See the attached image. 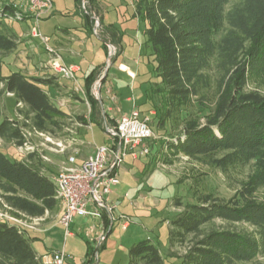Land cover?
Wrapping results in <instances>:
<instances>
[{
	"label": "trees",
	"instance_id": "16d2710c",
	"mask_svg": "<svg viewBox=\"0 0 264 264\" xmlns=\"http://www.w3.org/2000/svg\"><path fill=\"white\" fill-rule=\"evenodd\" d=\"M76 1L79 6L81 0ZM134 3L159 78L150 92L158 97L153 126L164 131L170 122L167 148L224 173L250 168L233 198L203 191L195 203L172 199L171 205L182 209L169 220L168 256L179 264L256 261L264 257V0ZM92 8L99 11L94 2ZM18 11L17 0L0 5V100L11 94L20 117L10 119L0 106V137L18 148L34 145L28 133L68 139L74 117L87 121L52 100L46 87L59 89L57 77L3 73L6 54L18 45L6 20L28 18H18ZM97 75L94 68L86 77L85 98L75 90L71 96L87 101L90 120L99 124L101 110L92 94ZM42 153L12 159L0 148V210L27 220L60 212L53 170ZM34 240L29 230L0 219V264H43ZM179 246L184 254L175 252ZM126 264L165 260L159 247L145 239L129 248Z\"/></svg>",
	"mask_w": 264,
	"mask_h": 264
},
{
	"label": "rangeland",
	"instance_id": "374dc122",
	"mask_svg": "<svg viewBox=\"0 0 264 264\" xmlns=\"http://www.w3.org/2000/svg\"><path fill=\"white\" fill-rule=\"evenodd\" d=\"M14 1L0 0V5L14 4ZM134 1L81 0L78 6L76 0H53L50 13L38 20L41 33L52 36L61 28H67L75 33L76 30L83 28L85 18L87 22L92 18L93 29L97 17L100 21L97 34L92 33L84 46H81L82 42L76 40L72 47L83 51L89 64L105 61L101 58L105 43L109 44V47L106 45L109 54L113 48L112 57L106 63L110 64L107 77L101 84L99 92L97 91L99 81L107 66L104 64L97 67L98 75L92 87V94L101 110V120L99 124L93 121L92 130L85 134L84 140L90 144L81 146L82 158L92 152V146L111 142L105 128L106 125L115 123L110 118L106 121L100 99L104 103V108L108 106L114 108L116 116L130 113L134 105L141 113L150 114L157 110L152 109V106L158 97H151L150 92L159 78L155 72V62L150 56L151 50L146 46L145 23L142 17L136 15ZM93 2L96 3L98 12L92 8ZM17 4L19 8L22 5V9L26 6L24 0H17ZM27 16L25 20H6V24L17 35L18 45L13 52L6 54L3 73L7 75L20 70L30 76H56L47 66L45 67L47 61H44L45 50L41 38L33 36L35 20L31 15ZM62 53L70 59L71 54ZM75 59L76 62H80L78 56H75ZM80 83L84 87L83 80H80ZM250 87L254 88V85ZM66 92L71 95L74 88ZM66 92L54 101L57 105L80 115H85L91 110L88 104L75 106L72 103L76 101L75 98L71 96L69 100L65 96L68 94ZM55 97L57 96L53 93L52 98ZM128 97H132L133 101H128ZM77 103L83 101L78 99ZM0 106L10 119H20L11 94L2 97ZM153 127L156 137L148 141L151 147L150 154L138 160L128 157L119 169L120 184L114 187V193L111 195L117 203L114 211L116 221L111 229L107 230L104 242L101 244L96 232L89 230L92 220L76 216L70 226L73 234L69 235L65 227L58 223L60 212L50 213L45 221L39 223L32 220L18 223L22 229L29 230L35 237L33 246L40 255L51 254V251L64 252L65 264H126L129 260V248L138 241L151 239L159 247L165 264H179L180 260L177 257L168 256L169 220L182 209L172 206V199L180 196L183 204L195 203L203 191L228 199L233 198L238 193L241 182L248 176L250 168L247 166L224 173L184 155H173L166 145V140L172 137L169 135L170 122L166 123L164 131ZM28 138L34 144L35 150L44 152L49 157L45 162L53 170L54 176L66 156L57 152L45 136L28 133ZM0 148L12 159H22L26 154L24 149L2 137ZM126 220H130V224L124 228L123 222ZM174 250L178 254H184L185 247H175ZM260 262L264 263V257L237 264Z\"/></svg>",
	"mask_w": 264,
	"mask_h": 264
},
{
	"label": "built area",
	"instance_id": "2783aa9c",
	"mask_svg": "<svg viewBox=\"0 0 264 264\" xmlns=\"http://www.w3.org/2000/svg\"><path fill=\"white\" fill-rule=\"evenodd\" d=\"M24 1L26 6L22 9L21 5L17 17L31 15L35 20L33 36L41 38L49 55L45 67L47 66L56 75L71 81L76 92L85 93L78 78L79 67L66 64L58 50L49 43V38L40 31L38 20L50 13L53 0ZM95 19L96 25L93 30L97 34L100 21L97 17ZM153 115L154 112L141 113L140 109L135 106L130 114L122 116L114 125H106L105 129L111 142L105 145H96L95 151L81 160H79V155L82 143L77 138L76 128L87 126L92 129L89 117H87L86 123L74 119L73 128L68 129L71 133V137L68 139L55 138L44 133L36 134L45 136L57 152L66 156V159L61 162L59 170L53 176V181L56 186L55 197L61 208L58 223L65 227L67 234H73L70 226L74 218L83 216L87 220L93 221L89 230L95 232L99 230V241L101 244L104 242L107 230H110L116 221L114 211L117 208V203L111 195L114 193V187L120 184L119 169L128 157L137 160L150 154L151 147L148 145V141L156 137ZM19 148L24 149L26 154L37 151L34 145L28 142ZM41 156L44 161L49 160L46 154L42 153ZM47 216L48 212L44 217L30 220L39 223L45 221ZM0 219L16 225L24 221L27 222V219L18 218L8 211L2 210H0ZM129 224L130 220L124 221L123 227L126 228ZM65 260L64 252L42 255L43 264H65Z\"/></svg>",
	"mask_w": 264,
	"mask_h": 264
},
{
	"label": "crops",
	"instance_id": "0c3cea01",
	"mask_svg": "<svg viewBox=\"0 0 264 264\" xmlns=\"http://www.w3.org/2000/svg\"><path fill=\"white\" fill-rule=\"evenodd\" d=\"M84 17V16H83ZM85 18V17H84ZM91 26H92V18H91V21L87 22V19L85 18L84 20V25H83V28L82 29H79V30H76L75 33L72 32L71 30L67 29V28H61V29H58L56 31V33L52 36H47L49 38V43L58 50V52L62 55L63 57V60L66 64L68 65H77L79 67V71H78V78L79 80H83V82L85 83V79L86 77L88 76V74L94 69V68H97L99 66H102L104 64L107 63L108 61V58H109V52L107 51V49H103L104 50V53L102 55V59H105V61H102V63H88L86 60H85V57H84V53L83 51H79L77 49H74L72 47V45L74 44V42L76 40H79L81 43V46H84V44L88 41V38H90L91 34L94 33L92 32L93 29H91ZM94 31V30H93ZM83 36V37H82ZM42 45L44 46V50H45V58H44V61H48L49 59V55L46 51V47H45V44L44 42H41ZM105 43V42H104ZM105 45H107L109 47V44L105 43ZM62 52H67V54H71L69 56L70 59H67ZM75 56H78V58L80 59V62H76L75 60ZM107 66V64H106ZM51 70V69H49ZM52 71V70H51ZM23 72V71H22ZM53 72V71H52ZM25 73V72H23ZM26 74V73H25ZM28 75V74H26ZM56 75V74H55ZM30 76V75H28ZM57 76V81L59 82L60 84V88L59 89H56V88H53V87H46L47 90H49L50 92V96L52 98L53 96V93L56 94L57 97L55 98H52L53 101H57L59 98H60V95L63 93V92H66L68 91L69 89H71L73 87V83L69 80H66L62 77H60L59 75H56ZM35 77H40V76H35ZM42 78H49L47 76H42ZM70 83V84H69ZM72 85V87H71ZM84 88V91H85V86L83 87ZM107 89V88H106ZM53 92V93H52ZM70 92V91H69ZM69 92H66L68 94H66V98H68L69 100L71 99V95L69 94ZM79 95L82 97V98H85V93H79ZM107 97V96H105ZM109 98V97H108ZM113 100V98H110ZM76 100V99H75ZM82 100V99H81ZM83 103H77L78 100L76 101H73L72 103L75 105V106H79L80 105H86L88 104L90 106V104L85 101V100H82ZM128 101L132 102L133 99L132 97H128ZM100 102H102V107L104 109L103 111V114H105V119L107 121V119H111L114 123H116L119 119H121L122 116L124 115H128L130 113H123L122 115H118L116 116L114 114V108L112 106H108L106 108H104V103L102 101V99H100ZM62 106V105H61ZM136 105H134L135 107ZM133 107V109H134ZM137 107V106H136ZM64 108V107H63ZM91 108V107H90ZM66 110V108H64ZM132 109V110H133ZM69 114L73 115V116H77V115H80V114H76L75 112H71L70 110H66ZM87 112V111H86ZM90 112H87L84 117H85V120L87 121V117H89L90 119ZM154 112V111H152ZM154 115H155V112H154ZM153 115V116H154ZM74 119H76V117H74ZM91 124L93 125V121H91ZM90 130L92 129H89L87 126H83V127H78L76 128V134H77V138L79 140L80 143H82L81 146L85 145V144H90L89 142H86L84 140V136L85 134H88L90 132ZM84 131V133H83ZM92 145V144H91ZM95 146L94 147L92 146V152L90 154H92L94 151H95ZM82 151V150H81ZM89 154V155H90ZM83 159L81 157V153L79 155V160ZM138 160V159H137ZM99 231V230H98ZM98 231H96V234L98 236ZM51 252H55V251H51ZM99 264V263H97Z\"/></svg>",
	"mask_w": 264,
	"mask_h": 264
},
{
	"label": "water",
	"instance_id": "95a60500",
	"mask_svg": "<svg viewBox=\"0 0 264 264\" xmlns=\"http://www.w3.org/2000/svg\"><path fill=\"white\" fill-rule=\"evenodd\" d=\"M110 51H111V52H110V54H109V58H108V59H110V58L112 57V54H113V48H111ZM109 66H110V64L107 65L106 70H105V72H104V75L102 76V78H101L100 81H99V87L97 88V91H98V92L100 91V86H101V84L103 83L104 78L107 76ZM101 103H102V102H101ZM96 264H97V263H96Z\"/></svg>",
	"mask_w": 264,
	"mask_h": 264
}]
</instances>
